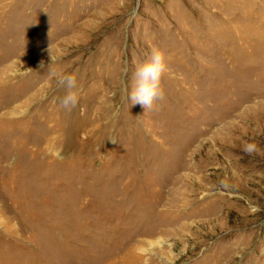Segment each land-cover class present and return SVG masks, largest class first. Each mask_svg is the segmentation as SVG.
I'll return each instance as SVG.
<instances>
[{
  "label": "rangeland",
  "instance_id": "374dc122",
  "mask_svg": "<svg viewBox=\"0 0 264 264\" xmlns=\"http://www.w3.org/2000/svg\"><path fill=\"white\" fill-rule=\"evenodd\" d=\"M0 264H264V0H0Z\"/></svg>",
  "mask_w": 264,
  "mask_h": 264
},
{
  "label": "clouds",
  "instance_id": "9594fccd",
  "mask_svg": "<svg viewBox=\"0 0 264 264\" xmlns=\"http://www.w3.org/2000/svg\"><path fill=\"white\" fill-rule=\"evenodd\" d=\"M52 63L55 62L51 57ZM25 71H31L25 70ZM168 71L166 54L159 48H152L149 56L138 63L133 73L131 84L124 82V98L132 105L139 104L145 111L152 110L157 101L165 98L162 86V78ZM128 69L125 67L124 76L127 77ZM57 85L64 89V95L59 98V104L63 109L71 111L79 102V90L77 77L74 74H61L57 79ZM113 142H115L113 140ZM243 151L249 155L258 152V146L254 142H246Z\"/></svg>",
  "mask_w": 264,
  "mask_h": 264
}]
</instances>
